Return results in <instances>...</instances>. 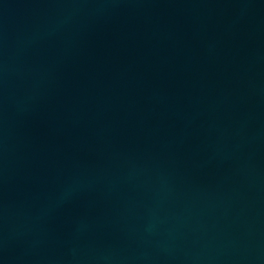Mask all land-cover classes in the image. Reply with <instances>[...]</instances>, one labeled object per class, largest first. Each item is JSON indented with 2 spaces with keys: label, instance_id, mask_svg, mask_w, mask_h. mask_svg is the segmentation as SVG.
<instances>
[{
  "label": "water",
  "instance_id": "water-1",
  "mask_svg": "<svg viewBox=\"0 0 264 264\" xmlns=\"http://www.w3.org/2000/svg\"><path fill=\"white\" fill-rule=\"evenodd\" d=\"M0 264H264V0H0Z\"/></svg>",
  "mask_w": 264,
  "mask_h": 264
}]
</instances>
